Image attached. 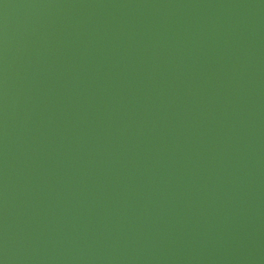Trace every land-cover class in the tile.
Here are the masks:
<instances>
[{
    "label": "water",
    "instance_id": "obj_1",
    "mask_svg": "<svg viewBox=\"0 0 264 264\" xmlns=\"http://www.w3.org/2000/svg\"><path fill=\"white\" fill-rule=\"evenodd\" d=\"M0 264H264V0H0Z\"/></svg>",
    "mask_w": 264,
    "mask_h": 264
}]
</instances>
